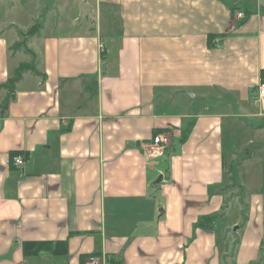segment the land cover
<instances>
[{
	"label": "crops",
	"instance_id": "crops-1",
	"mask_svg": "<svg viewBox=\"0 0 264 264\" xmlns=\"http://www.w3.org/2000/svg\"><path fill=\"white\" fill-rule=\"evenodd\" d=\"M22 63L44 77L0 116V264H264L233 179L264 160V0H0V108Z\"/></svg>",
	"mask_w": 264,
	"mask_h": 264
},
{
	"label": "rangeland",
	"instance_id": "rangeland-1",
	"mask_svg": "<svg viewBox=\"0 0 264 264\" xmlns=\"http://www.w3.org/2000/svg\"><path fill=\"white\" fill-rule=\"evenodd\" d=\"M32 27H35L36 31L38 30V24H35ZM28 36H32V35L28 34V31H27L25 34H23L20 42H26ZM251 106L258 112L257 110L258 106L256 103ZM180 148H181L180 143L177 141L176 142L174 141L172 150L168 151V153L165 154L166 158L168 156L170 157L172 155L179 154ZM165 164H167V160L165 161ZM154 175H155V179L157 180L158 175L156 173ZM233 179L234 181H238V179L240 180L242 185H244L245 187L244 194H247V196H249V193L255 192L259 195L261 194L264 198V160L261 159L259 155L256 156L253 161L249 162L248 166L247 165L240 166V167H237L235 170H233ZM165 181H168V179H165ZM235 186L236 184L232 186L234 191H232L233 189H231L230 192L238 193L237 192L238 190H236L237 187ZM158 213H161V208L158 210Z\"/></svg>",
	"mask_w": 264,
	"mask_h": 264
},
{
	"label": "trees",
	"instance_id": "trees-1",
	"mask_svg": "<svg viewBox=\"0 0 264 264\" xmlns=\"http://www.w3.org/2000/svg\"><path fill=\"white\" fill-rule=\"evenodd\" d=\"M232 15L234 16V10L233 9H232ZM246 18H247V15L245 14L243 16L242 20H240L239 22L238 21L235 22V26L237 27V26L241 25L246 20ZM35 31H36V28L32 27V28H30V30H28V34L34 35ZM209 44H210V47L213 46V45H211V42H209ZM25 72H30L31 74H33L36 77H40V78L44 77L43 74H41L37 70L36 65L34 63H22V64H20L16 68L13 77L8 79L6 81V83L2 86V88L7 91V97L1 106L2 110H5L8 107V103L13 98L15 86L21 80V78ZM262 76H264V71H262ZM190 125H188L186 129L180 131V137L177 140V142H179L180 144L184 143V141L186 140ZM165 131H167V130L166 129L154 130L152 138L157 136L158 134H162ZM172 148H173V142H171V144L168 147H165L163 149V154L168 153V151L172 150ZM19 155H21V154L20 153H12L10 155L11 156L10 159H12L14 156H19ZM10 166L13 167L12 163L10 164ZM108 264H120V263L115 261L114 259H110V260H108Z\"/></svg>",
	"mask_w": 264,
	"mask_h": 264
},
{
	"label": "built area",
	"instance_id": "built-area-1",
	"mask_svg": "<svg viewBox=\"0 0 264 264\" xmlns=\"http://www.w3.org/2000/svg\"><path fill=\"white\" fill-rule=\"evenodd\" d=\"M243 18L241 13L236 15V19ZM255 103L257 104L259 111L264 113V76L261 77L258 86H257V95L255 99ZM2 114V109L0 108V116ZM170 144V137L167 134H158L157 136L152 138V145L155 147H163ZM25 159L19 155L14 156L11 159V163L13 166L20 168L23 167L25 164ZM83 264H106L105 258H99L96 256H89L84 259Z\"/></svg>",
	"mask_w": 264,
	"mask_h": 264
},
{
	"label": "water",
	"instance_id": "water-1",
	"mask_svg": "<svg viewBox=\"0 0 264 264\" xmlns=\"http://www.w3.org/2000/svg\"><path fill=\"white\" fill-rule=\"evenodd\" d=\"M160 180V178L158 179V181Z\"/></svg>",
	"mask_w": 264,
	"mask_h": 264
}]
</instances>
